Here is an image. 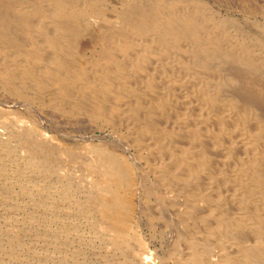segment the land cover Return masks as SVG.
I'll use <instances>...</instances> for the list:
<instances>
[{
  "label": "bare ground",
  "instance_id": "6f19581e",
  "mask_svg": "<svg viewBox=\"0 0 264 264\" xmlns=\"http://www.w3.org/2000/svg\"><path fill=\"white\" fill-rule=\"evenodd\" d=\"M194 7L0 0V91L101 124L111 140L84 148L75 173L50 131L22 116L11 125L30 165L57 180L49 264H264V107L248 100L264 104V59Z\"/></svg>",
  "mask_w": 264,
  "mask_h": 264
},
{
  "label": "rangeland",
  "instance_id": "374dc122",
  "mask_svg": "<svg viewBox=\"0 0 264 264\" xmlns=\"http://www.w3.org/2000/svg\"><path fill=\"white\" fill-rule=\"evenodd\" d=\"M102 1H104V3L108 7H114L117 9H123L126 4V0H102ZM144 1H147V0H144ZM155 1H160V0H155ZM168 1L174 2L177 0H168ZM178 1H182L183 4L191 3V5L193 4L194 6H198L194 8L200 9L201 11H202L201 6L202 7L204 6L205 8H207L205 9V12L206 11H208V13L210 12L209 14L206 12L207 15H205L204 13L205 16H209L211 14L212 16H215L218 20L228 22V25L231 28V30L233 32H236L235 36L239 40L247 42L252 47L257 48L258 50H255V51L259 54V56H261L264 59V43H262V40H264V0H178ZM88 53H91V52L89 51ZM13 97L16 98V100L21 99V97L15 96L14 94L0 91V114H1L0 115V137H1L0 142L1 140L4 141L6 140L5 138H8L7 141H9L10 139V141L8 142L9 145L11 146L10 149L14 147L13 148L14 153L13 152L11 153L8 150L9 146L8 147L3 146L4 144L6 145V143L2 142L3 147L0 145V150H1L0 166L2 165L0 168L4 167L2 170L0 169V172H1L0 173V225H2L1 228L4 230L3 231L4 234L0 236V238L4 237L3 238L4 240L0 239V241L3 242L1 243L2 245L0 244V249L3 250V252L0 253V264H9L10 263L9 260L10 258H12V256H13V261L15 264H40V263L49 264V261H47L49 257V252H50L49 250L50 241H49V236H47L49 235L48 233L49 225L48 224L50 222V220H48L49 219L48 217L50 215V210L48 207H49V201H50L49 200L50 192H51V189L55 188V185H57L55 183L57 180L56 178H54V176L48 174L44 168H43L44 170H40L41 168L38 169V168H35L33 165H30L29 159H27L28 156L25 157L24 154L22 153V150H20L22 149L21 145H19L20 142L16 139V136L15 137L13 136L15 135V132H14L15 128L13 129L14 126H11V125H14L15 121L17 119H20V117L22 116L21 118L26 117L29 122L36 125L39 129H47L48 131H50L52 133L53 142H52V145H49V146L52 147L54 150L58 151L56 153L57 159H60L63 165L67 164L66 165L67 167L69 166L72 167L73 171L75 170V173L83 172L82 171L83 161L86 159V157H88V154L85 153L84 148H87V149L96 148L95 144H98L97 147H103L105 144H108V143L111 144V140L109 138L110 136L109 137L102 136L103 129L100 127L101 124L100 125L98 124L97 126H93V124H91L89 120L87 119H85L84 122H80L77 116H71L65 113L55 114V112L48 110L44 106V101L42 103L41 100L39 101L37 99L39 102L37 100L35 101L40 105L39 107L41 109V111L38 112L32 109L31 107L24 105L21 102L15 104L14 102L16 100L13 99ZM248 100L253 104L254 109L257 107H261V108L264 107V104L258 102L259 100L256 99L255 97H251ZM34 112L36 113V115ZM93 119H94V122L96 123L104 122L101 119H95V117L91 119L92 122H93ZM87 128L91 131V133L89 130H87ZM82 132L83 134H81ZM84 137L85 139H82ZM11 138H13L14 140ZM101 143L103 146L100 145ZM4 150H5V153L7 152L6 154L4 153ZM15 150L17 151V153ZM132 151L134 150L132 149L131 151H127L125 153L127 154V156H129ZM2 153L5 155H3ZM12 154L15 157H13ZM7 155L10 156V159L12 160L11 162L9 160V157L7 158ZM71 157H72V160H71ZM7 159H8V164H7ZM60 160L58 161L60 162ZM14 161H15V164H12L14 163ZM19 162H20V165H19ZM23 163L29 165V167ZM3 164H5V166ZM7 165L9 166V170H7L8 169ZM23 166L25 167L27 166L28 168H31V166H33V168H31L32 170L30 171V169L25 168ZM20 168L23 171H20L19 170ZM25 169L29 171L27 170L25 171ZM19 171H20V174H19L20 177L19 176L17 177L16 175L19 173ZM12 172H14V174ZM53 178L55 179V181ZM51 181L53 185L51 184ZM10 184L12 186H10ZM22 185L25 187L24 189ZM8 187L11 189H9ZM10 190L12 192H10ZM21 192H23L24 194ZM4 193L6 196L4 195ZM26 193L30 195H26ZM8 195L10 196L7 197ZM40 199L42 201H40ZM35 200L39 201L40 203L39 202L37 203V201L34 203ZM19 224H21V226ZM16 225H19L20 227ZM24 225L27 227H25ZM29 226L32 227V230ZM6 227H8V229L11 228L12 230L11 229L8 230L6 229ZM21 228L23 230L27 229L25 231L26 233L22 231ZM16 230L19 231V234L18 232H16ZM7 231L8 232L15 231V233L18 235L20 239L19 240L20 242L18 243L12 242L13 240L10 239L11 237L5 236V234L8 233ZM20 235L22 238L20 237ZM6 240L7 241L9 240L11 242L8 241L6 244L5 243ZM20 245L21 246L23 245V248L20 247V249H18ZM31 247L32 248L34 247L35 250L31 249ZM21 250L22 252H20ZM17 252H20V254ZM31 252L34 253L32 258L30 257L32 255ZM3 254H7V255H3ZM28 254H30L29 257H28ZM5 257L7 259L9 258V260L7 261ZM1 258H5V259H1Z\"/></svg>",
  "mask_w": 264,
  "mask_h": 264
}]
</instances>
